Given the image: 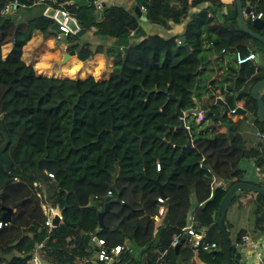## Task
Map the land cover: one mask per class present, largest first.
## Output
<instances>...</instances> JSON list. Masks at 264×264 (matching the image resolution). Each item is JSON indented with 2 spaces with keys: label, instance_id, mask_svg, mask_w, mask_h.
<instances>
[{
  "label": "trees",
  "instance_id": "1",
  "mask_svg": "<svg viewBox=\"0 0 264 264\" xmlns=\"http://www.w3.org/2000/svg\"><path fill=\"white\" fill-rule=\"evenodd\" d=\"M7 1L12 0H0V9ZM81 1L16 0L14 11L0 14V144L3 133L8 142L2 154L10 161L8 172L0 162V216L11 209L9 221L0 227V264H27L34 251L43 264H77L92 253L83 243L81 235L86 234L103 240L107 249L124 246L119 260L110 264H195L189 261L194 255L202 264H226L214 222L218 203L230 185L243 181L241 161H253L256 167L264 164V145L256 135L262 133L263 124L249 97L251 86L264 79V70L248 61L236 68L234 53L246 54V43L252 40L264 56V45L239 29L234 0L220 21L218 0H135L148 23L169 29L184 22L181 35L188 50L173 35L145 34L140 18L123 6L101 4L95 13L92 1ZM240 2L261 14L264 31V0ZM46 6L66 11L85 32L92 30L97 40L93 47L69 33L62 37L65 50H73L81 62L98 53L111 58L107 78L43 76L21 60L22 47L34 31L56 35L51 28L54 20L42 15ZM31 7L38 11L17 13ZM131 37L136 39L123 50L102 42ZM223 52L232 54L233 60L216 64L224 73L219 80L212 79L208 58ZM193 89L202 113L218 109L211 91L230 109L234 100H248V112L238 119L224 115L222 123L211 115L199 121L194 115L184 117L191 139V145L184 147L187 137L176 128L175 101L167 95L187 110L194 107ZM259 97L264 105V88ZM250 118L258 131L248 128ZM218 180L224 186L201 207ZM155 181L162 187L167 208L152 235L149 217L156 212L159 196ZM107 191L108 210L97 230L89 200L103 201ZM190 192L198 202L191 226L204 231V242L216 244L211 251H192L185 237L176 251L169 247L173 236L182 238L179 229L184 226ZM234 193L229 205L235 201ZM254 202L252 219L247 220L256 236L264 233V198L255 194ZM42 203L56 205L61 216L50 230L43 224ZM170 222L175 228L168 226ZM243 233L239 230L234 241ZM164 250L165 258L157 260ZM229 252L231 264H238L231 244Z\"/></svg>",
  "mask_w": 264,
  "mask_h": 264
},
{
  "label": "crops",
  "instance_id": "2",
  "mask_svg": "<svg viewBox=\"0 0 264 264\" xmlns=\"http://www.w3.org/2000/svg\"><path fill=\"white\" fill-rule=\"evenodd\" d=\"M95 1H99L100 3H103L104 5H108V4L120 5L129 11H132L133 7L135 6V0H92L93 3ZM218 1L221 3V7H220V10L216 13V19L218 21H220V20H222V16H224L227 9L232 8V1L233 0H218ZM72 2L81 3L82 1L81 0H66L65 3H72ZM204 5H206V4H203L202 6H204ZM245 6L250 7L248 5V3H245L242 6V8H244ZM199 8H201V6L190 8L189 12L196 11ZM250 11H251V9H250ZM243 18L245 20L246 26L251 31L256 32L260 35L264 34L262 27L257 29L252 25V23H251L252 20H250V18L248 17V13L247 14L244 13ZM140 21H141L140 26L143 29L145 34H149V35L159 34L161 36L173 35L176 37V39H178L181 36L182 31H183V25H184V22H182L180 24L171 25L169 29H163L162 27L148 23L145 20L144 21L140 20ZM262 26H263V24H262ZM90 31H92V30H90ZM90 31H86L85 33H83L79 37H80L81 41L92 43V47H93L96 44L97 40L94 39V37L92 36ZM135 39H136L135 37H131V38L126 40L127 42L126 41L117 42V41H113V40L112 41L106 40V41H102V42L105 44H110V45H118L119 49L123 50L126 43H131ZM66 46H67V43L62 38L59 40H56L54 38V36H44L39 31H34L32 33L31 38L22 47L21 60L26 65L31 66L35 70L36 73L43 75V76H51V77H55V78H62L63 76H67L70 78V77H72V75H75L79 79H83V78H86L88 76H92L95 80H101V79L107 78L109 76V73L111 71V58H106L103 54L98 53V54L93 55V57L90 60L81 62V61L77 60L75 52H74L72 55H69L63 62L62 58L67 53V51L65 50ZM246 49L247 50H250V49L256 50V46L252 40L247 41ZM260 54H261V52H260ZM261 55L263 58V66L262 67H258L253 62H250V61H248L249 62L248 64H252L255 67V69L261 68L264 70V56H263V54H261ZM208 59L210 60V63L212 65V70H211L212 72H210L209 75L211 76L212 79H218L219 80L221 78V75L224 73V71H223V69H220L218 71L216 69V64L219 63L222 65H226V63L233 60V57H232V54L223 52L221 55H219V53H216V54H214V56H209ZM235 67L238 68L236 63H235ZM104 72L107 73L106 76L103 75ZM261 93H262V90L258 91L259 96L261 95ZM236 95H237V93L235 92L233 94V98ZM213 102H214V98H213ZM246 105H248V100H245V99L242 101L241 100H234V106H241L243 109H245V111H246L245 114H247V112H248ZM218 110H219V113L222 112V109L220 107H218ZM239 115L240 114L230 116V117H232L233 119L234 118L238 119ZM247 117H249V116L247 115ZM247 122L250 125V127H248V128H251V126H253L255 131H258L256 126L253 124L251 118ZM246 126L247 125H244V128H246ZM239 166L244 171L243 176L245 177V179H243V181L253 183V184L259 183L262 188L264 187V164L262 166L256 167L253 161H250V162L241 161L239 163ZM217 182H219V180ZM217 182H214V184H216ZM223 186H224V184H223ZM247 192H251V191L239 190V191H236L234 193L236 201L231 203L226 210L225 216L223 218L224 229H225V224H224L225 218H227L229 223L232 225L233 223L235 224L238 220H240V221L242 220L241 215L244 216L248 213L247 208H251L250 213L252 215L253 209L255 208V202H254L255 193L252 192V193L247 194ZM238 199H239V201H237ZM247 200H249V201H248V204L246 203L247 204V207H246V205H244V203H245L244 201H247ZM197 205H198V202L196 200L194 192H190L188 197H187V209L185 212L184 225H186L188 223L189 219H192V211ZM163 207H164V209L167 208V206L165 205V199L163 202ZM238 211L240 214H237ZM149 218L151 219V217H149ZM151 223H152L151 233L153 235L154 227H155L156 223L153 222L152 219H151ZM168 226L172 229L175 228L174 227L175 225L173 224V222H170ZM244 227H240L236 231L238 232L239 230H244ZM225 232H226V229H225ZM237 232H235V233H237ZM235 233L233 235H236ZM93 237H95V236L89 235V240L87 241V245H89L91 247L92 253L89 255L88 258L83 259L81 261H78L77 264H110L107 262L98 261L96 259V257H95V242L92 241ZM233 242H234V239H233ZM191 250H192V248H191ZM195 251H197V250H195ZM33 254L37 255L36 251H34L32 253V255ZM160 254L158 255V257L160 256ZM163 258H165V257H163ZM163 258H161V259H163ZM192 261L195 264H202L196 259L195 255L190 258V262H192ZM39 263L43 264L42 262H40V260H39ZM182 264H184V263H182Z\"/></svg>",
  "mask_w": 264,
  "mask_h": 264
},
{
  "label": "water",
  "instance_id": "3",
  "mask_svg": "<svg viewBox=\"0 0 264 264\" xmlns=\"http://www.w3.org/2000/svg\"><path fill=\"white\" fill-rule=\"evenodd\" d=\"M87 1L91 2L92 0H87ZM101 4H103V3H101ZM234 6H235V10H236V22H237L239 29L242 32H244L245 34L249 35L252 39L257 40L264 45V36H262L256 32L251 31L245 24L243 14L249 13L250 7L245 6L244 8H242L240 0H234ZM132 11L137 17L140 18V20H145V17L141 15V11H140L138 6L135 5L133 7ZM42 15L49 17V18H52L54 20L53 24L51 25V28L55 32H57L58 24L62 23L64 26H66L68 28L69 33H73L77 37H79L83 33H85V29L78 27V25L76 24L74 19L71 18L70 16H67L64 20L61 11L58 9H54L50 6H47L43 9ZM251 23L255 28L258 29V28L262 27L263 20L253 19L251 21ZM178 42L180 45L183 46L184 49L188 50V46L185 42V37L183 35H181L178 38ZM247 52L248 53H254L253 63L256 66H258V67L263 66V58H262V55L260 54L259 51L255 50V49H250V50H247ZM73 53H74L73 50L68 51L64 55V57L62 58V61L64 62V60L69 55H72ZM263 88H264V79L256 81L251 86V88L249 90V97L251 100H253L255 102L256 119L263 124L262 133H261V141L264 145V105H263V103H262V101L258 95V91L262 90ZM211 93H212L213 98H214V104L217 105L218 107H220L222 109V112L219 113V110L216 108H208L205 111H203L202 116L207 117L208 115H211L213 118H215L220 123H222L224 115L234 116V115H238V114H245L246 111L241 106H234L233 111H230V107H229L228 103L226 101L222 100L219 97L217 92L211 91ZM194 94H195V91L193 89L192 90V96H193L194 107L187 109V110H181L180 109L179 100L177 98H175L172 94L167 95V98L169 100L175 101L174 113L179 118V125L176 128L183 130L186 134V137H187L184 147H189L191 145V139H190V136L188 133V129L184 125L183 119H184V117H186L188 115H194L195 116L199 111H201L200 105L196 101ZM233 103H234V101H233ZM7 142H8L7 136L2 133V142L0 144V162L3 165V169L5 172H8V170L10 168V161L2 154V151L6 147ZM155 183L157 184V190H158L159 196H161L162 198H165V194L162 191L161 185L157 181H155ZM222 187H223L222 180H219V182L214 184L211 191H210L209 197L207 198V200H205L201 203V207H203L207 201H211L214 198L215 189L222 188ZM239 190H248V191H251L255 194H259L264 198V189L261 186H256L253 183H249V182H245V181H239L237 183L230 185L227 188V190L225 191L221 201L218 203L217 209L215 211L214 222H215L216 226L218 227V230L220 233V238H221V243H222V247H223V251H224L226 264H231V261H230V255H229V253H230L229 252V243H228L227 235H226V232H225V229L223 226V218H224L226 210L229 206L231 195L234 192L239 191ZM88 206L95 209L96 217H97L96 229L101 230L103 227L102 217L108 210V197L106 196L103 199V201H95L91 198L89 200ZM10 212H11V209L9 207L6 208L5 212L0 216V221L8 222ZM51 222L53 225H57V223H58L57 216H54L52 218ZM81 236L83 238V243L86 245L87 241L89 240V235L86 234V235H81ZM184 236H185L184 233H182V238L173 247L174 251H176L179 248L180 243L182 242V239L184 238ZM92 241L96 242V238L93 237ZM198 249H199V246L192 247L193 251L198 250Z\"/></svg>",
  "mask_w": 264,
  "mask_h": 264
},
{
  "label": "built area",
  "instance_id": "4",
  "mask_svg": "<svg viewBox=\"0 0 264 264\" xmlns=\"http://www.w3.org/2000/svg\"><path fill=\"white\" fill-rule=\"evenodd\" d=\"M53 2L54 0H46ZM18 7V3L16 0L7 1L3 4V6L0 9L1 15H6L12 11H14ZM140 11L143 9L140 7ZM61 11L63 15V19L68 15V13L62 9H58ZM94 10L95 13L101 10V3L99 1L94 2ZM248 16L250 20L253 19H260L261 14L260 13H252L249 11ZM69 34V30L66 26H64L62 23L58 24L57 26V32L54 38L56 40L61 39L65 35ZM177 43L178 39H177ZM234 59L235 63L241 64L246 61L253 62L254 59V53H246L244 55L240 54L238 51L234 53ZM230 111H233V108L230 109ZM196 120L199 121L202 118V111H199L196 115ZM257 136L261 137V133L256 132ZM159 169V164H155V170ZM49 177H52L51 174H47ZM32 186H36V182L32 183ZM107 197L110 196V192L107 191L105 194ZM156 202L158 203L156 212L151 216V219L155 223H159L162 214L164 213V207L163 202L164 198L161 196L156 197ZM41 210L44 215L43 224L50 230L55 225L52 224V218L54 216H57L58 222L61 220V216L59 214L58 207L56 205L49 206L47 204L42 203L41 204ZM7 222L0 221V227L5 226ZM180 231H183L184 237L186 238L187 245L192 248L195 246H199V249H202L203 251H211L215 249L216 244L215 243H206L204 242V231H197L193 229L191 226V219H189L188 223L184 225L182 228L179 229ZM178 236L175 235L171 238L169 241V247L173 248L175 244L178 243ZM233 247L238 255V264H264V233L259 235H251L248 233H243L239 239L235 242H233ZM95 257L98 261H103L107 263H113L119 260L124 247L123 245H113L109 249H107L104 245L103 240L96 239L95 242ZM198 249V250H199ZM167 251L164 250L161 252L160 256L157 259H161L166 256ZM27 264H40L38 256L36 254H33L30 259L27 261ZM121 264H125V262H121Z\"/></svg>",
  "mask_w": 264,
  "mask_h": 264
},
{
  "label": "rangeland",
  "instance_id": "5",
  "mask_svg": "<svg viewBox=\"0 0 264 264\" xmlns=\"http://www.w3.org/2000/svg\"><path fill=\"white\" fill-rule=\"evenodd\" d=\"M38 11V9H36V8H34V7H31V8H29V9H22V8H20V9H18L17 10V13L19 14V13H28V14H34L35 12H37ZM43 11V10H42ZM4 51H5V48L4 49H2V53H4ZM96 74V73H95ZM103 75H107V73H105L104 72V74ZM101 77V76H100ZM62 78H69V77H67V76H63ZM70 78H74V79H76L77 78V76H75V75H72V77H70ZM189 118L190 119H192L193 118V115H189ZM206 123V122H205ZM204 123V124H205ZM242 179H245V177L242 175V177H241ZM248 193H252V192H247V194ZM244 198V197H243ZM247 199V198H246ZM236 201V200H235ZM237 201H239V199L237 200ZM248 201L249 200H247V201H244L245 203H244V205H246V207H247V204H248ZM247 203V204H246ZM247 211H248V213L246 214V215H244V216H242L241 215V219L244 221H240V220H238L235 224L233 223L232 225L229 223V221H228V219L227 218H225V221H224V224H225V229H226V231H227V239L229 240V244H233V239H234V237H235V235H233L235 232H237L236 230L238 229V228H240V227H244V232H246V233H248V234H251V235H254L256 232H254L253 231V229H252V226H251V223H250V218L252 219V215H251V213H250V210H249V208H247ZM237 214H240L239 213V211L237 212ZM247 219H249V220H247ZM249 223H248V222ZM245 223V224H244ZM236 234V233H235ZM216 247V246H215ZM185 252H184V254L185 253H188V251H186V250H184ZM183 254V255H184ZM190 261V260H189Z\"/></svg>",
  "mask_w": 264,
  "mask_h": 264
}]
</instances>
